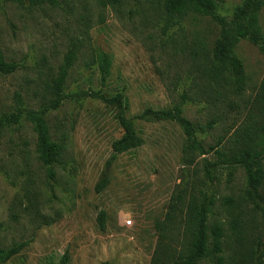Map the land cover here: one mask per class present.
Listing matches in <instances>:
<instances>
[{
  "label": "rangeland",
  "instance_id": "1",
  "mask_svg": "<svg viewBox=\"0 0 264 264\" xmlns=\"http://www.w3.org/2000/svg\"><path fill=\"white\" fill-rule=\"evenodd\" d=\"M243 1L221 0L217 11L229 20ZM258 19L264 38V6ZM218 29L201 15L166 28L161 0H126L118 7H103L99 0H64L58 6L0 0V49L7 61L19 64L14 73L0 75V113L11 111L19 99L38 108L50 97L48 86L65 53L75 48L66 92L122 93L127 116L171 107L186 93L183 114L197 126L221 117L212 129L197 133L199 141L214 146L223 136L229 144L235 129L260 122L254 99L264 77V54L248 40L236 44L245 86L229 96L238 108L223 113L225 106L213 107L203 96L193 60L194 52L199 58L210 53ZM103 53L111 63L101 83L93 59ZM45 116L51 138L64 146L54 179L37 161L28 121L4 129L0 137V246L28 242L5 264H59L64 253L67 264H151L161 252L155 225L164 220L172 194L201 177L203 157L215 162L214 152L184 164L185 137L176 123L136 121L143 144L116 156L106 170L111 144L123 134L114 107L92 98L68 99ZM103 176L108 183L97 191ZM246 190L239 167L219 169L209 186L215 199L210 224L225 229L224 264H264V182L260 200L246 199ZM101 212L104 228L97 220ZM178 217L168 233L171 248H178L182 236ZM235 217L238 232L232 228Z\"/></svg>",
  "mask_w": 264,
  "mask_h": 264
},
{
  "label": "trees",
  "instance_id": "2",
  "mask_svg": "<svg viewBox=\"0 0 264 264\" xmlns=\"http://www.w3.org/2000/svg\"><path fill=\"white\" fill-rule=\"evenodd\" d=\"M6 2L23 3L30 6L50 5L58 6L64 0H3ZM126 0H99L103 7H118ZM221 0H161V12L165 27L180 24L181 19L189 15L208 17L219 27L210 53H193L196 64L197 79L202 81L203 96L213 104V107L225 106L228 113L238 108L230 95L240 94L245 86L244 70L241 61L235 55L234 49L241 39L248 40L264 54V38L259 25L258 12L264 6L263 0H244L234 7L232 17L228 20L219 12L218 4ZM77 50L69 49L65 53L62 63L58 67L56 76L48 86L50 97L38 108H28L19 99L16 106L9 112L0 113V137L6 128L19 125L23 120L28 121L36 137L37 161L46 169L47 177L54 179V165L57 164L64 152V146L55 142L50 135L46 116L50 111L58 109L65 100L78 102L81 99L92 98L112 106L116 110V120L123 134L111 144L112 154L105 163L107 170L116 156L143 144L138 135L135 122L176 123L182 130L185 140L182 149L184 164L191 165L197 157L206 156L210 152L216 155V161L211 162L206 157L202 159V176H196L174 192L170 198L168 210L163 221L157 222L155 227L160 233L161 252L155 253L151 264H200L203 261H213L214 264H224L222 253L225 229L222 223L210 224V215L215 205V199L209 193V186L215 179V173L221 169H243L246 177V199L251 202L261 199L259 193L264 182V77L255 95L254 106L260 114V122L243 129H235L233 138L226 143L222 136L212 146H205L199 141L197 133H204L212 129L221 117H215L206 124L197 126L183 114V105L188 99L182 93L179 101L168 108L154 109L151 107L141 112L127 116L126 102L122 93L106 96L100 91L77 90L66 92V81L70 70L75 64ZM110 59L105 53L97 55L93 64L97 65V72L101 83H104L110 71ZM19 69V64L7 61L0 49V75H9ZM264 76V75H263ZM108 180L103 176L95 189L101 191ZM231 198L224 203L231 205ZM182 219V236L178 248H171L168 233L174 228L177 217ZM178 217V218H179ZM98 223L104 228L105 213L98 215ZM232 228L238 232V218L232 220ZM27 241L14 242L9 247L0 246V264H5L18 255L26 246ZM68 255L64 253L59 264H67ZM102 264H110L104 262Z\"/></svg>",
  "mask_w": 264,
  "mask_h": 264
},
{
  "label": "built area",
  "instance_id": "3",
  "mask_svg": "<svg viewBox=\"0 0 264 264\" xmlns=\"http://www.w3.org/2000/svg\"><path fill=\"white\" fill-rule=\"evenodd\" d=\"M131 223V221H128V223L127 224H130Z\"/></svg>",
  "mask_w": 264,
  "mask_h": 264
}]
</instances>
